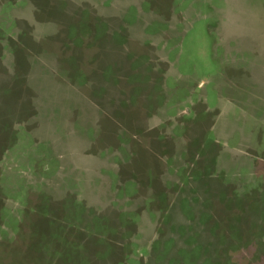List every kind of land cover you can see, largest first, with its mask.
I'll return each mask as SVG.
<instances>
[{
	"label": "rangeland",
	"instance_id": "obj_1",
	"mask_svg": "<svg viewBox=\"0 0 264 264\" xmlns=\"http://www.w3.org/2000/svg\"><path fill=\"white\" fill-rule=\"evenodd\" d=\"M0 264H264V0H0Z\"/></svg>",
	"mask_w": 264,
	"mask_h": 264
}]
</instances>
